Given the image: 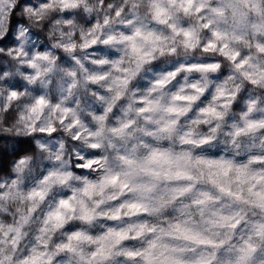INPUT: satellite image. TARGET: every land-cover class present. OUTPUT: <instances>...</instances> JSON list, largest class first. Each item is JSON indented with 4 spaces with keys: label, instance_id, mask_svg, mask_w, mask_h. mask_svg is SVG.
Listing matches in <instances>:
<instances>
[{
    "label": "clouds",
    "instance_id": "1",
    "mask_svg": "<svg viewBox=\"0 0 264 264\" xmlns=\"http://www.w3.org/2000/svg\"><path fill=\"white\" fill-rule=\"evenodd\" d=\"M0 264H264V0H0Z\"/></svg>",
    "mask_w": 264,
    "mask_h": 264
}]
</instances>
